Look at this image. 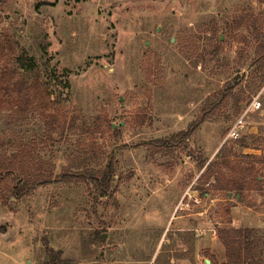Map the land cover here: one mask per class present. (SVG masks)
Here are the masks:
<instances>
[{
	"label": "rangeland",
	"instance_id": "374dc122",
	"mask_svg": "<svg viewBox=\"0 0 264 264\" xmlns=\"http://www.w3.org/2000/svg\"><path fill=\"white\" fill-rule=\"evenodd\" d=\"M14 153L115 180L14 196L0 174V264H226L235 229L264 264V0H0L1 167Z\"/></svg>",
	"mask_w": 264,
	"mask_h": 264
},
{
	"label": "trees",
	"instance_id": "16d2710c",
	"mask_svg": "<svg viewBox=\"0 0 264 264\" xmlns=\"http://www.w3.org/2000/svg\"><path fill=\"white\" fill-rule=\"evenodd\" d=\"M28 64H31L30 60H26ZM34 86L29 88V95L37 92L34 90ZM34 99V98H33ZM29 100V102H31ZM42 102L40 103V109L42 110ZM204 120V117L201 116L198 118L192 125L190 132H193L199 124ZM57 131L60 129L59 125H53L52 130ZM65 128V127H64ZM63 128V129H64ZM152 145L157 151L164 146L163 142L157 143H148ZM242 146L245 148L247 145L242 142ZM22 154L14 153L9 158V163L5 167L0 165V174H15L18 178V184L13 188L14 196H21L22 194L28 193L37 187L47 185L53 182L65 181V182H92L97 188L101 190L102 193H106L111 186L112 182L115 180L113 164L109 165L104 170L96 171L94 169H88L82 172H75L71 170H65L61 174H55L54 167L46 170H36L31 172L26 169L23 165V160L27 159V163L34 165L36 163V158L32 154H25L27 157H20ZM19 158V159H18ZM36 165V164H35ZM211 164L207 166V171L210 169ZM3 168H5L3 170ZM5 171V173H4ZM1 176V175H0ZM255 181L260 183L255 177ZM205 194V192H203ZM202 193V194H203ZM220 238L223 240V243L226 248L227 263L226 264H261L262 258L261 253L259 252V242L255 241L254 229H235L233 231L222 230L220 232ZM212 261V260H211ZM50 264H57L55 260H52ZM212 264L213 263L212 261Z\"/></svg>",
	"mask_w": 264,
	"mask_h": 264
},
{
	"label": "built area",
	"instance_id": "2783aa9c",
	"mask_svg": "<svg viewBox=\"0 0 264 264\" xmlns=\"http://www.w3.org/2000/svg\"><path fill=\"white\" fill-rule=\"evenodd\" d=\"M261 108V102L259 101V97H255L253 101L250 103L249 107L243 112V114L235 121L232 125L227 139L238 140L241 137V133L246 127V115L251 110H259Z\"/></svg>",
	"mask_w": 264,
	"mask_h": 264
},
{
	"label": "water",
	"instance_id": "95a60500",
	"mask_svg": "<svg viewBox=\"0 0 264 264\" xmlns=\"http://www.w3.org/2000/svg\"><path fill=\"white\" fill-rule=\"evenodd\" d=\"M114 126H116V125H114ZM207 263H210V260H207Z\"/></svg>",
	"mask_w": 264,
	"mask_h": 264
}]
</instances>
